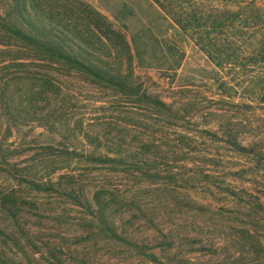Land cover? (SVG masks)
Segmentation results:
<instances>
[{
    "label": "rangeland",
    "instance_id": "rangeland-1",
    "mask_svg": "<svg viewBox=\"0 0 264 264\" xmlns=\"http://www.w3.org/2000/svg\"><path fill=\"white\" fill-rule=\"evenodd\" d=\"M84 1L104 14L114 31L105 56L111 69L130 74L141 91L171 104L174 115L29 52L32 68L54 75L62 90H53L50 103L36 107L47 114L40 121L10 124L0 106V159L42 171L64 164L66 153L138 154L150 162L140 172L74 157L55 177L70 171L73 180L59 181L77 189L81 203L18 183L6 175L7 163L1 164L0 199L5 197L6 206L0 209V248L6 256L0 264H13L9 259L53 264L57 258L67 264H252L238 257L248 225L241 224L247 218L231 194L242 191V201L249 199L251 183L242 176L249 159L205 131L223 136L226 120L220 114L230 109L239 137L264 138V102L241 106L242 93L221 85L222 79L237 85L236 70L216 67L154 0ZM224 1L181 0V5L209 12ZM6 3L0 0V8ZM19 49L24 51L0 45V59L14 57ZM86 135L107 139L108 148L95 147ZM208 170L219 174L207 177ZM252 185L264 202L262 179ZM18 230L28 240L21 232L17 246L11 238Z\"/></svg>",
    "mask_w": 264,
    "mask_h": 264
},
{
    "label": "trees",
    "instance_id": "trees-1",
    "mask_svg": "<svg viewBox=\"0 0 264 264\" xmlns=\"http://www.w3.org/2000/svg\"><path fill=\"white\" fill-rule=\"evenodd\" d=\"M154 2L183 33L194 39L195 44L216 67L236 70L237 85L230 84L229 79H222L221 85L235 88L242 93L241 106L251 108L253 103L264 102V0H225L221 7L209 12L197 8L185 10L181 0ZM111 27L107 17L84 0H7L6 5L0 8V45H14L24 49L16 50L17 54L10 59H0V106L4 108L7 121L16 125L42 120L47 114L36 110V107L41 103L48 105L51 101L50 92L53 90H62L54 75L32 68L33 58L28 59L29 52L35 53L38 59L48 60L68 71L82 74L98 86L151 103L162 113L173 116L171 104L145 90L141 91L130 74L111 69L105 57L110 53V33L114 32ZM121 39L125 40L124 37ZM12 66L15 71L9 73ZM245 66L252 68L251 73L243 70ZM256 67L259 69L256 70ZM229 112L230 109H224L220 114L226 120V128L221 131L223 136L212 130L205 132L211 136L209 138L224 141L232 150L249 159L246 162L249 169L242 176L251 183L249 188L252 189L256 178L260 177L264 183V138L255 133L239 137L230 124L234 121ZM247 118L244 120L246 124H250L251 121ZM85 138L89 142H95V147L108 148V140H103L99 135H86ZM113 145L122 147L121 142ZM68 154H65L69 158L67 163L44 171L35 168L18 169L16 165L8 164L5 156L1 157L0 165L6 162L9 166L5 170L6 175L18 183H25L36 191L55 190L81 203L77 189L63 187L59 181L65 176L73 180V174L67 171L55 177L59 170L69 166V160L84 157L99 165H122L140 172H143V166L149 161L138 154H110L108 151L86 155ZM152 174L157 176L159 171ZM205 174L207 177H214L219 172L208 170ZM242 182L245 183V179ZM251 189L247 193L249 199L246 201H242V191L231 193L240 200L237 206L244 210L241 214L247 218L241 224L248 225L241 232L238 257L241 260L247 258L252 264H264V212H259V209H264L263 195L259 193L261 191L255 192ZM5 201V197L0 199V209L1 206H6ZM98 211L102 216V207ZM21 232L22 237L28 240L26 233L18 230L17 237L14 235L11 238L17 246L20 244L18 237H21ZM0 234H4L1 226ZM4 255L0 248V259L6 256ZM74 259L77 260L76 257ZM9 262L15 263L11 259ZM53 264L67 263L57 258ZM170 264L182 263L170 261Z\"/></svg>",
    "mask_w": 264,
    "mask_h": 264
}]
</instances>
